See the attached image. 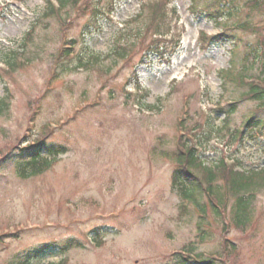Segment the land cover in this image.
<instances>
[{
	"label": "rangeland",
	"instance_id": "rangeland-1",
	"mask_svg": "<svg viewBox=\"0 0 264 264\" xmlns=\"http://www.w3.org/2000/svg\"><path fill=\"white\" fill-rule=\"evenodd\" d=\"M48 1L57 3L0 0V98L6 95L5 86L9 91L8 108L0 112V151L5 153V144L23 135L36 98L35 131L28 140L47 122L60 119L64 125L55 129L48 142L67 148L48 168L25 179L16 177L12 167L0 165V229L11 230L19 223L28 227L17 239L5 238L0 264H10L29 249L59 244L68 237L76 238L81 247L46 256L40 263L172 264L168 255L193 241L196 252H222L232 264H264V190L255 195L252 204L254 223L240 232L230 220V201L226 202L225 218H217L208 209L200 219L191 205L179 209L178 191L170 186L180 116L186 117L187 126L211 130L204 140V131L196 129L200 150L195 153L205 165L213 167L220 157H227L229 162H239L244 171L264 166V131L253 133L242 145L226 146L228 134L220 131L224 116L215 109L218 104L225 106L227 98L237 99L245 89L235 81H227L225 87L221 84L219 73L229 67L234 47L237 66L233 73L242 68L248 79L264 75V47L258 45L262 31L229 29L236 35L237 47L229 39L202 49L197 43L198 32L215 34L221 26L204 13L190 12L189 0H174L183 31L181 47L172 58L163 63L152 55L142 58L135 47L129 60L113 62V44L132 39V35L120 34V22L136 11L139 1L118 2L111 15L100 18L91 30L83 28L87 16L72 13L74 20L67 34L75 40L78 56L64 71L55 69L57 76L51 79L48 90L53 55L60 42V24L55 19L44 30L36 28L35 42H28L24 54L17 58L22 64L13 70L8 66L11 51L19 48L24 33ZM208 1L200 0L199 7L205 8ZM226 4L224 1L220 6ZM241 16L247 17L246 12ZM247 20L254 27L264 26V14L253 13ZM227 24L238 23L231 19ZM89 56L99 63L83 66ZM106 67L107 73L101 74ZM143 91L148 93L145 97L140 95ZM184 102L188 115L181 110ZM77 107L79 111H75ZM257 108L254 100L241 101L226 125L241 127L254 110L264 119V109ZM126 199L127 204H122ZM63 200L76 206L66 201L63 204ZM121 206L117 218L94 217V211H114L111 215H116ZM47 223L51 225L45 226ZM103 225L112 228L95 248L85 234ZM222 238L229 240L226 248L230 251L222 249Z\"/></svg>",
	"mask_w": 264,
	"mask_h": 264
},
{
	"label": "trees",
	"instance_id": "trees-1",
	"mask_svg": "<svg viewBox=\"0 0 264 264\" xmlns=\"http://www.w3.org/2000/svg\"><path fill=\"white\" fill-rule=\"evenodd\" d=\"M58 4L54 5L49 2L40 16L35 18V22L30 26L29 31L26 33L23 42L21 43V53L24 54L28 42H35L34 38L38 35L36 28L39 27V31L44 30L50 23V20L57 19L59 23H65V17L70 18V14L73 11L80 12L81 5L84 8H88L90 16L89 21L94 22L97 14L104 13V8L108 10L112 8V4L115 0H57ZM192 2L191 11H198V4L200 0H190ZM224 0L209 1L205 6L206 15L212 16L218 20V24L225 26L227 21L235 19L238 22V28L243 31H258L259 27L252 26L251 21L247 20V17H252L253 13L262 15L264 14V0H241L239 4L237 0H228L229 7H219L218 4ZM172 0H143L140 3L138 13L129 21L125 31L121 34L123 37L126 35L132 39H126L123 44L117 43L113 47V54L111 59L116 62L117 59L127 57L135 46H139V50L146 54H156L160 59H168L170 55L174 53L179 44V27L177 25L176 9L171 5ZM212 5L217 7L213 12L209 9ZM243 11L246 12V16L242 17ZM246 20V21H242ZM129 26V27H128ZM36 30V31H35ZM59 28V36L61 31ZM227 31V30H226ZM233 39L234 44L237 47L234 33H217L214 35H207L205 33L200 34V41L202 47L210 46L211 44L222 42L225 39ZM260 45L264 46V31L261 34ZM34 46L31 47L29 53L33 52ZM235 48V47H234ZM231 51V65L228 70L225 71L226 75L230 74V71L237 66L236 49ZM16 51L12 52L11 60H9L10 70L19 67L15 60ZM147 56V55H146ZM54 66H61V69H66L65 63L68 60V50L62 49L56 51L53 55ZM29 58H27L28 60ZM57 62V63H56ZM99 60L94 56L90 57L89 64L96 65ZM54 67V68H55ZM103 67V66H102ZM54 68L52 71H54ZM109 67L102 70L104 74L107 73ZM241 73L245 70L241 68ZM55 74V72H54ZM239 80L236 84L245 85L246 88L241 97H248L257 102L258 107L264 106V79L262 85L245 83L242 79V74L239 75ZM225 79L223 85H225ZM228 81L233 82L231 77ZM225 87V86H224ZM6 96L0 98V112L3 109L8 108V90L5 88ZM223 109L218 110L224 113V130H227L230 138L235 141H241L246 135L243 129L230 130L227 127V122L231 113L236 109L235 104H229ZM264 109V107H263ZM210 118V117H209ZM243 128L262 129L264 130V119L257 118L255 115L250 116L243 122ZM194 129V128H193ZM211 130L205 129L203 138L208 139L210 137ZM45 132L39 133L37 140L33 143H27L25 146L20 144L23 139H19L18 143L10 146L6 149L5 155L0 162L1 166H13L17 174L25 175L28 170L38 165L41 160L42 153L46 152L49 155L56 154V147L53 145H44L38 142V139L42 138ZM20 145V146H19ZM177 149L172 152V160L176 162L174 170L172 172V187L176 188L180 196V209H186L191 205L196 211L200 219H203L207 210L216 216H219L220 208L225 209L227 201H230V216L231 221L236 228H243L251 223L252 217V204L255 200V195L264 190V168L259 171H254L250 174L238 169L236 166H227L222 161L215 166V169H211L203 165L195 156V146H185V140L182 136H178ZM48 162L46 161L45 165ZM37 170V169H36ZM207 200L204 201L203 199ZM224 206V207H223ZM98 234V233H97ZM78 243L73 239H68L63 245V249L66 250L69 247L76 246ZM228 243L225 242L224 248L227 249ZM40 249L29 250L24 254L23 261L20 264H28L27 260L31 255L44 254L47 250H52L53 245H48ZM186 253H174L171 255L172 264H232L229 263L227 257H203L200 253L193 256L189 253H193L194 248L191 244L185 247ZM227 251H230L228 249ZM221 256V255H220Z\"/></svg>",
	"mask_w": 264,
	"mask_h": 264
}]
</instances>
